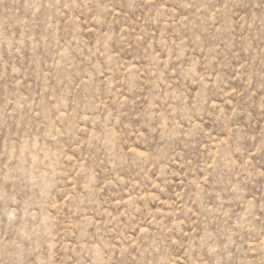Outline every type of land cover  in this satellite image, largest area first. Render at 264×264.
Returning <instances> with one entry per match:
<instances>
[{
    "label": "rangeland",
    "instance_id": "rangeland-1",
    "mask_svg": "<svg viewBox=\"0 0 264 264\" xmlns=\"http://www.w3.org/2000/svg\"><path fill=\"white\" fill-rule=\"evenodd\" d=\"M0 264H264V0H0Z\"/></svg>",
    "mask_w": 264,
    "mask_h": 264
}]
</instances>
